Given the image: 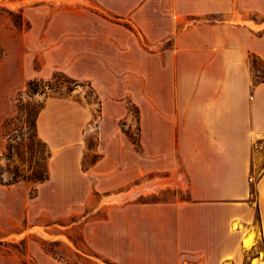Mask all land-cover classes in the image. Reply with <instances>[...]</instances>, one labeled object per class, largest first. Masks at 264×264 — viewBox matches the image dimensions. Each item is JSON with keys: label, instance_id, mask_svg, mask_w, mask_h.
Here are the masks:
<instances>
[{"label": "rangeland", "instance_id": "obj_1", "mask_svg": "<svg viewBox=\"0 0 264 264\" xmlns=\"http://www.w3.org/2000/svg\"><path fill=\"white\" fill-rule=\"evenodd\" d=\"M193 1L149 0L141 20L117 14V0H0V264H117L109 254L114 203L87 194L93 181L109 187L157 161L143 159L132 99L141 82H127L123 70L122 84L110 87L111 63L125 69L116 61L123 50L156 53L183 28L225 18L193 13ZM251 62L255 80L263 78L264 65ZM31 80L44 92L31 93ZM51 163L55 176L40 181ZM174 196L186 194L147 188L135 201Z\"/></svg>", "mask_w": 264, "mask_h": 264}, {"label": "crops", "instance_id": "obj_2", "mask_svg": "<svg viewBox=\"0 0 264 264\" xmlns=\"http://www.w3.org/2000/svg\"><path fill=\"white\" fill-rule=\"evenodd\" d=\"M117 1V14L148 20L149 0ZM193 2V13L225 18L183 28L156 53L123 50L116 61L125 69L111 63L110 87L122 84L123 70L127 82H141L132 99L143 159L157 161L109 187L93 181L87 194L114 203L109 254L117 264H264V77L255 80L251 62L264 65V0ZM49 171L52 179V163ZM149 187L186 197L135 201ZM118 195L120 204L111 199Z\"/></svg>", "mask_w": 264, "mask_h": 264}, {"label": "trees", "instance_id": "obj_3", "mask_svg": "<svg viewBox=\"0 0 264 264\" xmlns=\"http://www.w3.org/2000/svg\"><path fill=\"white\" fill-rule=\"evenodd\" d=\"M56 77H57V75L54 74L53 78L55 79ZM41 83H42V80H31V81H29V82H28V89H29V91H30L31 93H33V94H36V93H39V92H44V86L41 85ZM47 86H48L50 89H52V85H51V84H48V83H47ZM34 125H35V121L32 119V121H31V123H30V127H32V126H34ZM3 127H4V129H5V132H7L8 129L10 128V122L6 121V122L3 124ZM47 179H49V174H48V173H46V175L43 176V177L40 176V178H39V180L42 181V182L45 181V180H47ZM15 181H16V180H14V182H15ZM14 182H10V183H8V184H11V183H14ZM253 192H254V190H253Z\"/></svg>", "mask_w": 264, "mask_h": 264}, {"label": "bare ground", "instance_id": "obj_4", "mask_svg": "<svg viewBox=\"0 0 264 264\" xmlns=\"http://www.w3.org/2000/svg\"><path fill=\"white\" fill-rule=\"evenodd\" d=\"M150 188V187H149ZM142 189V188H141ZM140 189L138 188L137 190H134L132 191L129 196H135L137 194V192L139 191ZM111 199H115V200H122L123 199V195H118L116 197H111Z\"/></svg>", "mask_w": 264, "mask_h": 264}]
</instances>
